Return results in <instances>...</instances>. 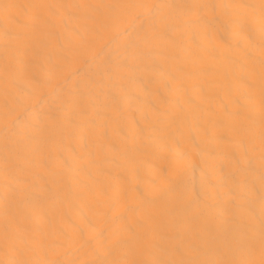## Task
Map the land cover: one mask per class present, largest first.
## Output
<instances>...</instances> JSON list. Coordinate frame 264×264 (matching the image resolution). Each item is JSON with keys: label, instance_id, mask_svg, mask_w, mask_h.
<instances>
[{"label": "bare ground", "instance_id": "1", "mask_svg": "<svg viewBox=\"0 0 264 264\" xmlns=\"http://www.w3.org/2000/svg\"><path fill=\"white\" fill-rule=\"evenodd\" d=\"M0 264H264V0H0Z\"/></svg>", "mask_w": 264, "mask_h": 264}]
</instances>
